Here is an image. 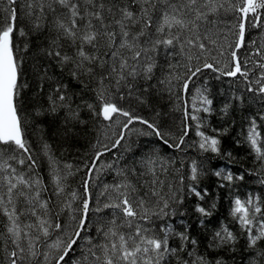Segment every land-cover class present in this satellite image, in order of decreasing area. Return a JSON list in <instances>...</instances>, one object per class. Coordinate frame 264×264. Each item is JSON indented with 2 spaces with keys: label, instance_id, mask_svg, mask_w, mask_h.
Here are the masks:
<instances>
[{
  "label": "snow or ice",
  "instance_id": "6c2138e0",
  "mask_svg": "<svg viewBox=\"0 0 264 264\" xmlns=\"http://www.w3.org/2000/svg\"><path fill=\"white\" fill-rule=\"evenodd\" d=\"M29 53L40 97L31 112L23 95ZM53 68L58 77L49 74ZM208 73L244 86L223 93L222 117L240 104L259 105L242 119L244 142L264 171V0H0V264H228L229 257L235 264L238 251L242 264H264L260 196H236L232 223L209 228L217 205H207L202 166L193 160L177 168L172 156L131 147L135 134L183 151L194 124L198 148L220 154L229 128L201 130L220 94L210 91ZM160 88L183 114L171 142L164 113L141 114ZM41 116L59 121L54 136ZM89 119L93 153L74 169L57 155L58 144L76 139ZM81 171L80 188L69 191V178ZM213 174L229 184L245 179ZM190 199L202 238L183 219Z\"/></svg>",
  "mask_w": 264,
  "mask_h": 264
},
{
  "label": "trees",
  "instance_id": "16d2710c",
  "mask_svg": "<svg viewBox=\"0 0 264 264\" xmlns=\"http://www.w3.org/2000/svg\"><path fill=\"white\" fill-rule=\"evenodd\" d=\"M250 38H257L256 30H251ZM160 57L162 61L164 57L163 51H161ZM33 62L32 54L29 53L26 57L24 73L26 81L29 83L30 87L23 90L24 104L28 108L29 112L32 111V108L30 107L32 102L40 100V97L38 96V84L31 71ZM49 74H55V76L58 77L59 69H50ZM205 79L208 82L210 91H212L214 95L217 92L220 94L215 95L216 111L210 116L205 114L206 121L201 130L204 131L206 135H215L213 129H222L224 127L229 128L228 134L220 137V154L212 153L210 151L203 152L198 148L200 137L196 135L194 124L189 136L186 138L183 151L169 149L162 143L158 142L153 136H136L133 134L130 136V141L135 142L131 143V147L133 149L137 147L142 150L154 148L163 156H172L177 162L175 165L177 168L181 167V161L185 165H190L193 160H195L198 165L202 166L204 174L200 177V186L208 188L209 196L206 197L207 205L210 206L213 200L217 205L213 212V216L209 218L211 223L208 227L213 228L220 221H225L229 224L232 223L229 212L232 207V201L236 196H239L241 200H245L251 193L253 195L260 196L261 199L264 200V184L260 183V180L264 179V171H258L259 163L255 160V154L252 153L250 146L244 142V137L248 130V124L242 119L246 115L256 113L259 110V105L251 102L240 104L235 111L231 112L226 117H222L219 113V108L223 103V93H231L236 90L237 86L241 89H243L244 86L239 81H233L230 78H224L223 82L217 81L212 73H208ZM153 83H155V81H153ZM54 86L55 85L53 84V87ZM197 86H200V84L198 83ZM196 95L195 89H192L191 95L187 98L190 104L195 100ZM46 100L47 96H45L40 102L43 103ZM177 103L178 102L176 101L175 96L170 98L169 93L163 88H160L151 97L150 106H146L141 113L149 119H156V112L164 113L165 115L161 118L165 124L164 130H170L171 133H173V136L170 138V142L172 139L178 137L181 132L183 114L182 111L176 110L175 105ZM45 107H47L46 103ZM249 107L251 108V111H248ZM82 115L83 118L88 119L86 110L83 111ZM39 119L48 135L54 136L57 132L59 121L54 120L52 116H41ZM93 123L94 122L89 119L88 127L81 128L76 139L67 144H58L59 151L57 152V155L63 153L62 161L64 163L73 164L74 169L75 167L83 168V161L92 156L93 149L91 148V144L95 143L96 140ZM258 123L262 124L259 131L261 132V136L264 137V122L258 121ZM136 127L142 128L143 126L136 125ZM28 131L30 132L31 129L29 128ZM35 139V136H30V140L34 141ZM238 140L240 141L239 144L237 143ZM228 153H231L230 157L228 156ZM117 155H119V152H117ZM111 159L112 157L106 154L103 158V162H110ZM218 170H223L225 173L230 171L235 175L244 174L245 179L243 181H235L234 184H229L228 182L221 181L219 177H216L213 174ZM182 171H187V169L184 168ZM83 177L84 173L82 171L71 176L68 180L69 191L78 190L81 186ZM104 179H106L108 183H111L113 176L109 174ZM221 183H224L225 186L219 187ZM186 206L188 214L185 215L183 219L186 223L192 225V234L196 235L198 238H202V230L197 227L196 216L191 212V209L194 206V200H188L186 202ZM92 219H95L94 215L92 216ZM172 219L176 222V226L178 227L180 217H173ZM234 230L238 231L239 226L235 225ZM243 244L244 241L241 239L240 245L243 246ZM241 255H244L241 251L236 253L235 264H242L240 259ZM228 264H232L231 257L228 258Z\"/></svg>",
  "mask_w": 264,
  "mask_h": 264
}]
</instances>
